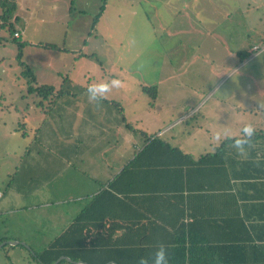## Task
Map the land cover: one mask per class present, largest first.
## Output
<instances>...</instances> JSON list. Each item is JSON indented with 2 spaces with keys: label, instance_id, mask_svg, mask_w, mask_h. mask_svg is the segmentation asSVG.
I'll return each instance as SVG.
<instances>
[{
  "label": "crops",
  "instance_id": "1",
  "mask_svg": "<svg viewBox=\"0 0 264 264\" xmlns=\"http://www.w3.org/2000/svg\"><path fill=\"white\" fill-rule=\"evenodd\" d=\"M248 2L252 7H247V12L252 10V19L260 24V30H254L252 35L261 45H251L248 51L240 52L241 55L238 51L230 53L223 50L222 39L203 30L212 39L206 46L210 43L213 46L206 48L205 54L216 71L227 58L235 57L240 59L238 67L235 65L233 69L237 73L264 51V0ZM199 12L201 17L207 15L200 9ZM253 46L260 47L261 52L250 53ZM56 73L59 75L58 71ZM214 73L222 80L213 89L194 92L193 102L187 109L174 113L166 126L154 133H143V139L137 138L131 127L120 124L126 122L123 114L126 111L120 104L119 109L112 107L113 103L118 105V101L103 99L99 95L101 90L96 91L89 84L84 86L86 83L81 84L78 95L67 94L70 100L60 103L55 113H47L46 105L49 107L52 101L57 106L54 100H61L63 95H54L50 101L38 99L32 105L26 103L32 115L20 114L22 125L31 124L32 130L35 127L32 141L49 154L37 151L43 158L31 161L37 181L33 183V177L26 172L23 178L30 183L14 191L18 203L9 205L8 191L2 194L3 225L15 234L19 231L15 236L32 244L43 239L46 243L48 237L53 238L49 239L50 243L72 223L85 200L107 190L108 184L125 170V176L120 177L117 185L120 193L132 189L127 194L132 200L115 209L118 227L124 220L136 225L153 223V232L148 235L150 242L182 241L192 258L195 252L209 249L216 252L217 264H221V259L234 264V260L241 258L239 252L244 253L247 264H264V83L260 84L258 71L249 78L241 74L245 82L238 77L234 82L239 83L231 82L229 89H223L229 71ZM74 80L64 76L55 84L70 82L76 89L79 84ZM39 84L54 85L44 81ZM101 86L102 83H98L96 88L101 89ZM28 97L33 98L30 92L19 94L21 100ZM12 107L10 104L9 110ZM3 126L5 128V124ZM152 136L188 155L197 165H190L179 155L153 154L142 156L138 170L134 171L128 164ZM100 140L104 142L103 148H113L111 159L105 160L107 153L103 149L96 161L88 154L83 156V148L89 149ZM26 154L30 155L31 151L26 150ZM152 164L153 176H139L143 168ZM79 174L84 177L82 183H79ZM117 196L123 198L122 193ZM121 234L120 230L116 236ZM22 238L7 242L1 234L0 249L7 247L15 252L19 247V256L22 251L37 253Z\"/></svg>",
  "mask_w": 264,
  "mask_h": 264
},
{
  "label": "rangeland",
  "instance_id": "2",
  "mask_svg": "<svg viewBox=\"0 0 264 264\" xmlns=\"http://www.w3.org/2000/svg\"><path fill=\"white\" fill-rule=\"evenodd\" d=\"M2 1L0 191L2 194L8 191L9 205L18 203L14 191L30 183L23 178L27 171L33 177V183L37 181L31 167L33 159H43L37 151L42 155L49 154L32 141L35 127L32 130L28 123L23 127L20 119L30 111L26 103L38 102L32 93L33 98H19L21 92L29 93V78L22 74L24 69L20 62L29 67L37 85L44 81L58 87L64 76H68L79 85L73 89L70 82H65L63 92L78 95L84 83L96 91L101 90L99 95L103 99L118 101V105L113 103V108L119 109L121 105L126 111L123 112L126 122L120 124L134 129L137 138L141 139L143 133L150 135L165 127L181 108L187 109L193 102L194 92L213 89L222 80L214 72L229 71L223 89H229L231 82L234 85L239 83L234 82L235 78L245 82L242 76L249 78L258 71L260 84L264 83V51L247 67L239 68L237 73L233 69L235 65L238 67L240 59L227 58L222 68L216 71L205 54L206 48L213 46L211 43L206 46L212 39L203 32L205 29L222 39L223 50L230 53L248 51L249 46L258 43L252 34L254 30H260V24L252 19V10L247 12V7H252L248 2L251 0H10L16 7L15 13L3 25L4 8L10 4L1 5ZM261 7L259 5L260 10ZM199 9L207 15L201 17ZM14 32L20 35L16 40H13ZM18 44L23 45L20 59L17 58ZM44 44H52L57 49L44 48ZM57 79L59 83L55 84ZM98 83H102L101 89L96 88ZM244 92L248 93V90ZM69 100L70 95L64 94L61 100H54L58 107L50 101L45 110L55 113L60 103ZM10 104L13 105L11 110ZM111 113L116 115L113 109ZM103 143L100 140L89 149L83 148V156L88 154L96 161L103 149L108 161L114 150L103 148ZM26 150L31 154H26ZM81 178L84 177L79 174V183L83 182ZM4 221L0 216V235L4 234L7 242L22 238L15 236L19 231L15 234L4 226ZM47 239L46 243L43 239L32 244L22 238L34 252L42 251L53 238ZM21 245L30 249L23 243ZM16 250L0 249V264H40L32 258L31 251H22L19 256V247Z\"/></svg>",
  "mask_w": 264,
  "mask_h": 264
},
{
  "label": "trees",
  "instance_id": "3",
  "mask_svg": "<svg viewBox=\"0 0 264 264\" xmlns=\"http://www.w3.org/2000/svg\"><path fill=\"white\" fill-rule=\"evenodd\" d=\"M8 2L10 5L8 8H4L2 25L5 24V20L8 21L15 13L16 7L12 1L3 0L1 5ZM13 40L16 39L13 37ZM42 47L57 49L52 44H44ZM22 48L23 45L18 44V59L22 56ZM20 64L24 69L22 74L29 78L27 81L28 91L35 94L40 101H50L54 95L60 96L71 93L70 91L63 92L62 85L64 81L57 88L49 85H37L29 67L24 63L20 62ZM153 154H161L166 157L167 154L179 155L183 160L188 161L190 165H197L188 155L172 148L154 136L146 139V144L136 154L135 160H132L128 165L136 171L138 170L137 165L140 158L142 156H153ZM125 173L126 171L123 170L120 176H116L108 184L107 190H103L93 198L85 200L72 223L42 251L34 253L32 258L40 264H54L60 257H66L70 261L62 259L57 264H76L78 262L87 264H217L216 252L209 249L195 252L194 258H192L191 252L182 241L175 243L150 242L148 235L153 232V223L149 225L147 222H140L139 225H136L128 224V220H124V223L118 227L117 211L115 209L120 204L126 205V202L132 200L127 195L131 193L132 189L121 192L123 198L117 196L121 195L117 184L120 177L125 176ZM150 174L153 176V164L149 168H143V172L138 175L148 177ZM120 230L122 234L118 237L116 233ZM132 236L135 240H132ZM239 256L241 258L239 257L238 261L234 260V264H247L244 253L239 252ZM254 261L257 262L258 260L255 259ZM226 263L228 264V260L221 259V264Z\"/></svg>",
  "mask_w": 264,
  "mask_h": 264
},
{
  "label": "built area",
  "instance_id": "4",
  "mask_svg": "<svg viewBox=\"0 0 264 264\" xmlns=\"http://www.w3.org/2000/svg\"><path fill=\"white\" fill-rule=\"evenodd\" d=\"M13 37H14V38H18V34H17V33H14ZM259 52H261L260 47H258V46H253V48H252V50H251L250 53H252V54H257V53H259ZM1 198H2V193L0 192V200H1Z\"/></svg>",
  "mask_w": 264,
  "mask_h": 264
},
{
  "label": "water",
  "instance_id": "5",
  "mask_svg": "<svg viewBox=\"0 0 264 264\" xmlns=\"http://www.w3.org/2000/svg\"><path fill=\"white\" fill-rule=\"evenodd\" d=\"M62 259H65L66 261H70L68 258H66V257H60L55 263H58L60 260H62ZM76 264H87V263H83V262H78V263H76Z\"/></svg>",
  "mask_w": 264,
  "mask_h": 264
}]
</instances>
